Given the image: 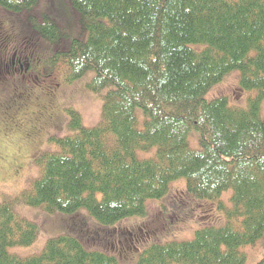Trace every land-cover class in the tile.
Returning a JSON list of instances; mask_svg holds the SVG:
<instances>
[{"label":"trees","instance_id":"1","mask_svg":"<svg viewBox=\"0 0 264 264\" xmlns=\"http://www.w3.org/2000/svg\"><path fill=\"white\" fill-rule=\"evenodd\" d=\"M67 1L79 33L64 46L60 19L38 15L39 0H0L16 25L29 14L30 28L17 29L48 47L44 59L18 50L14 71L36 72L28 75L32 84L56 73L68 82L92 73L86 91L102 101L101 121L91 128L67 112L71 135L37 157L40 174L27 189L0 202V264H127L133 257L135 264H244L239 249L264 235V0ZM233 71L240 89L255 97L245 108L229 106L226 97L207 101ZM4 116V126L14 124ZM191 132L199 150L188 147ZM179 179L195 201L233 192L223 227H204L187 242L105 249L124 235L114 231L119 224L144 216L145 202L163 198ZM19 204L58 212L80 228L75 217L85 209L98 224L89 233L71 229L39 255L20 258L7 250L32 245L37 233Z\"/></svg>","mask_w":264,"mask_h":264},{"label":"rangeland","instance_id":"2","mask_svg":"<svg viewBox=\"0 0 264 264\" xmlns=\"http://www.w3.org/2000/svg\"><path fill=\"white\" fill-rule=\"evenodd\" d=\"M67 2V0H39L38 9L41 12H37L38 15L47 12L53 20L60 19L58 22L66 34L64 46L79 33L75 16ZM62 13L63 17H61ZM11 15L0 9V36L5 37L0 47V78L2 79L0 85L4 84L3 87L0 86V202L4 197L18 195L21 190L27 189L40 174V168L35 163L37 157L42 153L56 151L58 149L56 140L71 135L72 131L68 128L70 115L67 112L77 114L85 128L97 126L101 121L102 113V101L98 95L86 91L85 88L92 73L78 79L77 82L65 81L63 74L56 73L50 78H39L40 84L34 83V85L29 81L28 75L35 76L36 72L25 71L26 69L14 71L17 70L15 59L18 58L16 56L18 50L29 53V56L44 59L47 51L45 49L48 47L39 39H34L29 31L21 34L17 29L30 28L29 14L25 12L19 15L21 21L17 25L14 22L15 17ZM239 79L240 73L237 71L228 73L208 92L206 100L226 97L229 106L245 108L247 100L255 97L256 94L254 91L241 90ZM4 113L9 114L14 124L3 125ZM136 114L141 126L144 116L140 110H136ZM258 115L260 118L264 117V99L260 103ZM198 139L197 133H189L188 147L199 150ZM153 153L152 150L146 153L137 152V155L139 159H146ZM170 184L163 198L145 202L144 216L128 218L119 224L114 231L116 234L118 231L124 235L118 237V240L113 237L111 243L107 242L104 245L105 249H123L140 245L142 250L152 242H157L156 244L159 245L187 242L193 240L197 230L204 227L224 226L223 211L233 207L231 190L223 191V194L213 202L195 201L193 197L185 194L183 179ZM16 210L19 215L35 224L37 233L32 245L10 247L7 250L9 255L20 258L39 255L48 240L70 232L71 229H82L89 233L94 232L98 224L85 209L80 211L82 215L75 217L82 220L81 228L75 220L66 219L55 211L51 213L43 208H28L22 204H19ZM149 224L151 230L142 228ZM86 236L91 237L88 234ZM87 245L93 247L94 243L87 242ZM239 252L245 256L244 264H257L264 258V235L254 245L240 248ZM135 260L136 257H133L127 264H135Z\"/></svg>","mask_w":264,"mask_h":264},{"label":"flooded vegetation","instance_id":"3","mask_svg":"<svg viewBox=\"0 0 264 264\" xmlns=\"http://www.w3.org/2000/svg\"><path fill=\"white\" fill-rule=\"evenodd\" d=\"M1 47V46H0Z\"/></svg>","mask_w":264,"mask_h":264}]
</instances>
